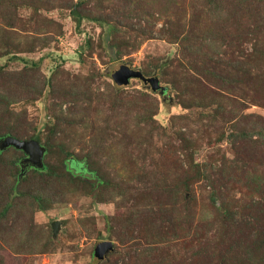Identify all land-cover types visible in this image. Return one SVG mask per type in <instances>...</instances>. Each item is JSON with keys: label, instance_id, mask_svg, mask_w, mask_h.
Instances as JSON below:
<instances>
[{"label": "rangeland", "instance_id": "rangeland-1", "mask_svg": "<svg viewBox=\"0 0 264 264\" xmlns=\"http://www.w3.org/2000/svg\"><path fill=\"white\" fill-rule=\"evenodd\" d=\"M78 2L41 0L36 6L16 9L18 22L13 29L21 35V43L32 40L34 46L10 45L8 49H18L17 55L23 58L11 59V54H2L3 42L8 40L0 41V93L9 99L8 112L0 104V124L19 134L38 132L43 146L49 141L43 162L57 174L61 173L56 167L67 152L87 166L99 165L106 172L107 189L97 191L101 200L94 201L81 184L70 187L58 175L30 190L45 198L42 203L13 199L0 220V264H218L223 256L230 257L232 264L237 256L238 264H252L254 241L264 235V197L244 188L236 190V185L227 192L226 186L234 185L230 181L239 176L238 171L234 175L235 168L253 170L257 165L264 175V153L247 146L236 152L228 141L216 144L214 139L220 130H233L240 116L248 126L254 120L248 121L249 114L264 118L262 86L258 81L240 87L228 81L213 83L211 87L222 92L226 105L211 124L194 108L185 109L177 102L158 69L145 75L159 78L166 89L162 93L138 78L126 85L112 79V72L121 65L142 71L164 61L195 73L193 63L188 65L167 36L158 32L174 11L173 3L183 12V22L194 25L204 19L208 26L217 25L220 33L205 32L212 37L206 49L211 56L223 58L234 48L250 52V38L255 36L247 33L253 27L247 4L238 9L235 21L229 14L236 9V0L218 4L208 0H86L80 8L88 13L99 8L100 13L115 14L127 8L130 24L140 20L139 27L125 28L133 43L130 53L111 60L98 23L83 19L76 27L70 7ZM162 9L166 16L161 15ZM155 15L160 18L155 20ZM261 18L257 21L264 24ZM237 26L241 30L234 29ZM197 77L201 80L202 75ZM181 135L187 139L191 135L192 158L205 163L212 183L200 178L190 184L189 199L181 189L173 190L180 185L178 179L189 159ZM128 169L130 180L125 182L118 173ZM215 197L225 198V209L233 210L229 220L218 211L219 202H212ZM157 201L163 209L148 204ZM55 220L58 230L53 236ZM101 240L113 241L114 248L99 261L94 249Z\"/></svg>", "mask_w": 264, "mask_h": 264}, {"label": "trees", "instance_id": "trees-1", "mask_svg": "<svg viewBox=\"0 0 264 264\" xmlns=\"http://www.w3.org/2000/svg\"><path fill=\"white\" fill-rule=\"evenodd\" d=\"M40 1L41 0H0V20L3 23L0 25V41L2 39L8 40L3 42L5 50H3L2 54H11L9 57L11 59H23L17 55L16 52H18V49L17 51H10L8 47L11 45V47L13 46L14 48H17L22 44H26L25 46L22 45L24 48L34 46V42L32 40H26L24 43H21V35L17 30L13 29L15 24L18 22V16L15 11L21 5L32 4V6H36L37 4H40ZM85 1L86 0H79L78 3H75L70 7V16L74 20L76 27L81 24L83 19H89L98 23L102 27V32L106 36L102 45L110 59H120L122 56L129 54L130 51L128 50L133 43L127 39L128 33L126 29L129 31L130 28H134V25L139 27L141 25L140 20L130 24L127 21V18L130 17L127 16L130 12L127 8L122 10L120 8L119 13L115 14L100 13L99 8L92 13H88L80 8ZM165 1L170 3V0ZM208 1L211 4L222 3L220 2L222 0ZM236 1V9L229 14V19H231V17H236L235 21H237L239 19L238 9L243 8V3L247 4L246 8L250 13L253 25L252 28L248 29L247 33L255 36V38L252 36V38H250V42L253 41L252 50L250 52H243L238 48H234L229 50V53L224 55L223 58L216 59L214 56H211L209 51L207 52L206 49L209 48L208 44L210 43L212 37L209 39L210 37L205 35V32L208 29L211 30V33L219 32L217 25L212 23V25L208 26V23H206L204 19L202 21L204 24H199L197 21L194 25L183 22V12L181 13L179 6H177L178 4L173 3L174 11L171 15L165 17L166 19L163 21L158 32L163 36H167L166 38H168V40L176 46L179 53L182 55V59H187L186 62L188 65H191V62L193 63L191 66L197 75H202L201 80L197 77V75H195V73L192 74L189 70L181 71L177 67L173 66L172 62L169 61L158 63L151 67V69L146 68L142 71L140 70V72L146 76L147 73L158 69L157 72L164 77L166 87L173 91L174 98H176L177 102L185 109L191 110V108H194L195 112L201 119H207L211 124L215 122L216 116L220 113V111L225 109L224 105H226L225 97L222 95V92L214 87H211L213 86V83L215 84L219 81H228L229 85H237V87H240L242 83H256V81H258V84L262 86L264 91V33L261 31L263 30L261 26L264 24H260L257 21L258 17V20H262L261 17L264 16V0ZM258 3H261V5ZM261 6H263V8H261ZM161 15L166 16L163 9L161 11ZM111 16L116 19H113ZM172 16L174 19L171 18ZM153 17L155 20L160 18V16L156 15ZM150 24L153 25V23ZM142 28L144 29V26H142ZM142 28L139 30L141 31ZM234 29L241 30V27L237 26ZM225 34V31L221 32V35L225 36ZM38 39L44 40L45 38L42 37ZM231 43L232 42H230V44ZM85 44L89 47L90 41H86ZM183 63V61H178V64L183 65ZM166 74L170 75V78L169 76L166 78ZM202 87L208 89L211 93L203 91ZM117 88L120 89L121 87ZM159 93L162 92L159 91ZM0 104L5 105V110L8 112L9 99L1 93ZM195 112L192 113L195 114ZM251 117H254V114H249V116H247L250 123V120L254 119L252 120L250 126L245 123L243 116H240L234 124L233 130L226 133L224 130H220L214 139L215 143L217 144L218 142L225 140L230 143L232 148L234 147L236 152L247 146L255 149L257 153H264V118L258 119L260 116L257 118ZM178 118L181 119L183 116ZM54 127L55 125L53 128ZM52 132H55V130ZM21 134H19V132H15L12 128L0 124V138L9 135L18 139H35L41 144L38 132L35 131L33 134ZM181 137L188 146L189 159L186 163V171L182 173V179H178L181 182L179 185L180 187H175L173 190L181 189L180 192H185V197L189 199L190 197L187 193L192 190L190 184H193L200 178H204L208 181L210 180V175L204 162L200 163L192 158L194 149L193 146H190L193 144L191 142V135L190 139H187L182 135ZM210 137L212 138V136ZM44 146L45 152L42 159V168L34 167L30 163L22 161V159L26 157L22 150L16 149L12 146L0 149V220L3 218L7 209L12 206L11 201L13 199L30 198L34 200L37 199L42 203L45 198L43 196L30 193V190L32 187L36 186V184H42V181H45L48 178L49 180L57 178L58 175L70 187L81 184V187L83 186V188L86 189L85 194L89 195L94 201L101 200L98 199L99 197H97L96 192L101 189H107L108 179L106 178V172L101 170L99 165L87 166L85 165L84 160L81 161L80 159L73 157L70 152H67L64 158L61 159L62 164L56 167L61 173L57 174L51 169L48 163L43 162L44 157L47 155V151L49 150V141L46 140L44 142ZM7 153H11L9 158L6 156ZM254 164L255 163H253V165ZM236 171L239 172V176H234L235 178L230 181L233 182L234 185L226 186L227 192L228 190H234V186L236 185V190L243 191L242 189L244 188L249 193H253V195L256 194L254 196L259 195L264 197V175L260 170H258L257 165L254 166L253 170L243 169V171H240L235 168L234 175ZM118 174L121 175L120 177L123 181L128 182L130 180L131 171L129 169L123 174ZM49 187L51 190V188L54 187L53 183H51ZM53 194L55 195V193ZM219 199L220 197H215L212 199V202H219L218 211L222 213L223 218L229 220L234 212L233 210H229L227 207L225 209V198L224 200ZM147 200L149 202L151 201V198H148ZM148 204L152 207H158L159 209H163L164 207L159 201L152 203V205L151 203ZM21 230L22 229H20V231ZM253 248V256L251 257V262L249 263L264 264V235L256 237ZM248 258H250V255H248L247 259ZM237 259L238 256L234 260L235 264H238ZM218 264H232V259L228 256H223Z\"/></svg>", "mask_w": 264, "mask_h": 264}, {"label": "water", "instance_id": "water-1", "mask_svg": "<svg viewBox=\"0 0 264 264\" xmlns=\"http://www.w3.org/2000/svg\"><path fill=\"white\" fill-rule=\"evenodd\" d=\"M132 78H138L143 83H148L152 91L159 90L163 92L165 90V86L160 85L159 78L156 75L146 77L140 70L133 69L128 65H121L112 72V79L118 85H126ZM8 146H12L24 152L26 157H24L22 161L28 162L34 167L42 168L45 147L37 140L18 139L9 135L0 138V149H4ZM52 230L53 236H55L58 230V221L55 220L52 222ZM113 248V241L111 240L98 241L94 249V256L97 260L101 261L108 252L113 250Z\"/></svg>", "mask_w": 264, "mask_h": 264}]
</instances>
